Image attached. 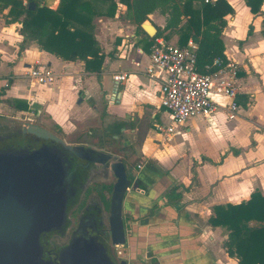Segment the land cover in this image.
Instances as JSON below:
<instances>
[{
  "label": "crops",
  "instance_id": "0c3cea01",
  "mask_svg": "<svg viewBox=\"0 0 264 264\" xmlns=\"http://www.w3.org/2000/svg\"><path fill=\"white\" fill-rule=\"evenodd\" d=\"M225 1L233 12L225 17L221 40L225 59L238 66L236 115L229 119L228 100L213 93L217 111L176 125L170 137L157 129L170 123L160 105L159 81L146 75L147 43L154 37L141 26L139 33L126 20L125 6L118 5L114 18L93 20L92 34L103 56L99 72H88L81 60L45 52L35 42H26L20 51V24L11 22L8 10L0 13V116L29 115L47 129L55 128L70 145L89 143L85 133L92 139L101 135L103 147H108L106 135L118 133L121 146L133 143L126 157L138 163L122 204L126 241L119 250L127 264H237L222 247L224 229L209 225L212 208L246 202L255 191L264 193V2L261 13L253 15L245 0ZM40 2L52 10L59 3ZM148 17L165 24L157 11ZM177 42L173 33L168 43ZM38 65L52 71L51 84L40 85L26 76ZM118 74L126 75L123 83L113 80ZM66 78L72 79L71 104L63 97L53 102ZM85 113L94 116V125L85 123ZM198 118L208 132L201 134L202 141L198 134L185 136L195 132ZM211 146L218 147L213 154L207 152ZM173 185L180 197L169 202L166 194Z\"/></svg>",
  "mask_w": 264,
  "mask_h": 264
},
{
  "label": "trees",
  "instance_id": "16d2710c",
  "mask_svg": "<svg viewBox=\"0 0 264 264\" xmlns=\"http://www.w3.org/2000/svg\"><path fill=\"white\" fill-rule=\"evenodd\" d=\"M29 1L35 4L34 10H27L22 0H0V13L8 10L11 22L20 24V51L26 42H35L45 52L63 60L83 61L88 72H99L103 60L92 34L93 20L114 18L119 4L125 6L127 19L137 26L139 33H142L140 25L149 15L157 11L165 16L163 28L157 29L148 47L157 38L168 42L176 33L177 46L184 47L189 40L197 45L196 67L200 73L208 72L206 67L214 59L226 60L221 34L226 26L225 17L233 9L225 0H58L55 10L41 5L40 0ZM263 2L245 0L253 15L261 13ZM126 159L133 167L137 166L138 159L131 155ZM179 197L177 186H171L167 200ZM208 222L227 232L222 247L229 258L236 259L237 264H264L263 192L255 191L246 202L237 205L213 207Z\"/></svg>",
  "mask_w": 264,
  "mask_h": 264
},
{
  "label": "water",
  "instance_id": "95a60500",
  "mask_svg": "<svg viewBox=\"0 0 264 264\" xmlns=\"http://www.w3.org/2000/svg\"><path fill=\"white\" fill-rule=\"evenodd\" d=\"M22 1L27 10L35 9L34 3ZM140 26L149 37L156 34V27L149 17ZM27 132L57 144L61 155L67 153L83 160L87 154L95 153L90 143L70 145L38 125H28ZM108 159L111 162L107 168L114 178L109 203L114 248L125 243L122 204L134 179L127 174L123 159L114 154ZM63 164L58 152L49 146L0 148V264L42 263L41 235L60 229L65 220L68 190ZM83 245L88 248L87 253L81 252L79 257H74L72 253H75L77 243L71 244L66 260L116 264L99 244L88 241ZM120 264L127 263L122 261Z\"/></svg>",
  "mask_w": 264,
  "mask_h": 264
},
{
  "label": "flooded vegetation",
  "instance_id": "af4514ba",
  "mask_svg": "<svg viewBox=\"0 0 264 264\" xmlns=\"http://www.w3.org/2000/svg\"><path fill=\"white\" fill-rule=\"evenodd\" d=\"M30 124L48 130L44 125L30 118L27 122H23L20 119L0 116V148L16 149L22 146L27 149H37L41 146H49L55 149L64 163L68 190L63 226L58 230L43 233L40 237L43 258L40 264H88L66 260L71 244L77 243L75 253L72 254L74 257H79L81 252L87 253L88 248L83 244L88 241L99 244L116 264H120L124 260L118 256L120 251H117V248L125 243L114 248L112 245L109 203L114 178L107 165L111 162L108 156L114 154L118 159H123L126 172L130 175L133 166L127 161L126 155L131 154L133 143L128 147L121 146V133L106 135L104 144H108V147H103L101 138H83L90 143V148L94 149L95 153L87 154L81 160L67 153L61 155L60 147L54 142L29 134L27 128ZM51 133L58 136L54 132Z\"/></svg>",
  "mask_w": 264,
  "mask_h": 264
},
{
  "label": "built area",
  "instance_id": "2783aa9c",
  "mask_svg": "<svg viewBox=\"0 0 264 264\" xmlns=\"http://www.w3.org/2000/svg\"><path fill=\"white\" fill-rule=\"evenodd\" d=\"M197 45L189 40L184 47L157 38L150 48L146 75L159 81L160 105L168 113L170 123L157 127L167 137L174 133L176 125L197 116H209L217 111L218 104L212 98L216 93L228 100L229 119L236 115L237 63L214 59L206 67L208 72L200 73L196 67ZM26 76L40 85L51 84L55 76L46 65L27 70ZM116 82H124L125 74L113 76Z\"/></svg>",
  "mask_w": 264,
  "mask_h": 264
},
{
  "label": "rangeland",
  "instance_id": "374dc122",
  "mask_svg": "<svg viewBox=\"0 0 264 264\" xmlns=\"http://www.w3.org/2000/svg\"><path fill=\"white\" fill-rule=\"evenodd\" d=\"M120 15H122V13H120ZM124 16L126 17V12L124 11ZM126 20H128L129 22H130V20L129 19H127V17H126ZM152 22L153 23H155V26L157 27V28H159V29H162L163 28V25H164V22H162L161 20L159 21V20H156V18L155 19H153L152 20ZM131 24H133V23H131ZM14 26V25H13ZM15 27V26H14ZM171 37V36H170ZM171 42V41H170ZM227 45H228V42H227ZM16 51H17V49H16ZM5 56V55H4ZM5 65V64H4ZM5 68L4 69H2V72L4 73L5 72ZM46 87H48V86H46ZM73 90V86H72V79L71 78H66V79H64V86H63V90H61L60 92H58V93H55L54 95H53V102H58V100H59V98L61 99L62 97L63 98H65V100H66V102L67 103H70V97H72V95H71V91ZM80 98H78L77 99V101L79 100ZM71 104V103H70ZM78 106V105H77ZM29 118H31L29 115H26V116H21L20 117V120H22L23 122H27L28 121V119ZM85 123L86 124H88L89 126H91V125H94V123H95V119H94V116L93 115H91V114H88V113H85ZM164 121H168V119H167V117L166 116H164V119H163ZM197 123H196V126H195V132L192 130L190 133H186L185 134V136H187V137H189L190 139L191 138H194V136H195V134H198V139L199 140H201L202 141V138H201V134L202 135H205L206 133H208L207 131H206V126H203L202 125V120H200V118H198L197 120ZM170 122V120L168 121V123ZM203 129H204V131H203ZM48 130H51V132H54L55 133V128H51V129H48ZM109 135H110V133H108ZM94 136H97V137H100L101 138V140H103V137L101 136V135H98V134H94ZM83 137H85V138H89L90 137V135L89 134H87V133H85L84 135H83ZM182 141H184V138L182 139ZM253 143L251 142V145H252ZM193 147H195V148H199L200 146L199 145H197L196 144V142H193V145H192ZM211 148H212V150H208L207 152L209 153V154H213L215 151L214 150H216V148H218L217 146H211ZM132 169H131V176L130 177H132ZM223 229V228H222ZM222 232L223 233H225V234H227V232L225 231V230H222ZM120 250V247H118L117 248V251H119ZM116 251V250H115ZM118 256H120V255H118Z\"/></svg>",
  "mask_w": 264,
  "mask_h": 264
}]
</instances>
